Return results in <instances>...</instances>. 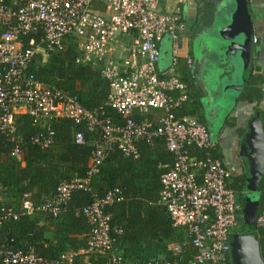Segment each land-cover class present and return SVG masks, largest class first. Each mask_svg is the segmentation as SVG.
<instances>
[{"label": "built area", "instance_id": "1", "mask_svg": "<svg viewBox=\"0 0 264 264\" xmlns=\"http://www.w3.org/2000/svg\"><path fill=\"white\" fill-rule=\"evenodd\" d=\"M166 1L0 0V136L15 133L16 115L28 114L45 129L33 137L42 148L54 143L52 123L57 118L71 119L78 127L76 143H85L89 134L93 144L86 177L61 181L55 195L42 203H34L28 192L19 210L3 205L0 225L22 215L58 217L74 192L93 191V178L113 151L137 159L141 143L162 141L173 161L161 176L157 204L167 209L174 226L186 229L196 253L185 260L186 239L173 246L179 259H127L118 243L123 226L106 212L107 206L125 199L122 188L116 186L103 197L93 193V203L83 211L90 225L86 248L48 258L34 248L24 251L2 244L3 264H233L231 238L243 204L230 186L232 174L216 154L217 142L207 124L181 111L191 100L190 84L176 74L178 39L187 25L177 13L161 12ZM129 34L135 36L127 56H112L118 36ZM166 36L174 41L175 57L160 70V44ZM69 39L77 45V64L101 68L110 85L107 105L117 117L104 106L87 109L77 94L40 80L30 70L38 54L46 59ZM186 60L192 64L190 56ZM13 155L22 160L19 144ZM256 223L264 226V211Z\"/></svg>", "mask_w": 264, "mask_h": 264}, {"label": "trees", "instance_id": "2", "mask_svg": "<svg viewBox=\"0 0 264 264\" xmlns=\"http://www.w3.org/2000/svg\"><path fill=\"white\" fill-rule=\"evenodd\" d=\"M77 55L76 42L69 39L62 49L50 51L46 59L38 54L30 70L40 80L77 94L87 109L104 106L109 114L117 117V112L107 105L110 85L103 78L101 68L77 64ZM258 82L259 79L252 77L241 100L253 102L255 98H262L252 97L255 91H259ZM192 107L185 104L181 111L196 114ZM15 124V133L0 136V209L3 205L20 209L23 195L28 192L32 194L34 203H42L55 195L61 181L87 176L92 159V140L87 134L85 143H76L74 137L78 127L71 119L57 118L53 121L54 143L46 148L33 141L34 135L45 133V129L35 125L30 115H16ZM158 142L154 145L141 143V154L137 159L125 156L119 150L113 151L93 178V191L74 192L58 217L39 213L7 220L0 225V245L9 244L24 251L34 248L48 258L86 248L90 225L84 209L93 203V193L103 197L109 189L119 186L125 199L107 206L106 212L112 213L113 221L123 226L124 231L118 241L122 252L134 244L155 246L158 241H163L167 248L171 243L187 239L189 243L183 254L186 259L191 257L196 253L191 239L183 229L174 227L167 209L157 204L161 176L173 161L172 153ZM18 144L22 148V160L13 155ZM237 182L230 183V186L239 191ZM260 184L258 188L264 191V177ZM249 231L257 234L264 258V226L256 223ZM47 232H52L53 237L48 238ZM123 254L131 260L125 252ZM160 260L173 261L176 256L166 249V256ZM2 261L0 257V264Z\"/></svg>", "mask_w": 264, "mask_h": 264}, {"label": "crops", "instance_id": "3", "mask_svg": "<svg viewBox=\"0 0 264 264\" xmlns=\"http://www.w3.org/2000/svg\"><path fill=\"white\" fill-rule=\"evenodd\" d=\"M246 1L248 6L247 23L248 26L251 25L253 30V45L251 61L252 74L243 90L240 89L239 85L236 90H233V81L232 86H223L224 81L226 80L222 77L226 75L228 76V72L230 71V57L232 56L234 58L232 53L238 51L239 41L243 35L242 30L246 28L244 26L232 32V29L226 27L228 21L227 19H224L223 14H225V9L222 10L223 1L192 0L187 4H178L175 0H168L160 7L162 13L173 11L186 22L187 31L183 35H180L178 39L179 49L177 50V54L179 55V63L176 67V74L182 80L190 84L191 100L187 104L194 107L192 108L196 111L195 115L207 124L212 138L217 142L218 157L232 174L230 183H233L236 180L239 181L237 182V185L240 186V190L237 191V198L242 204L243 199L245 200L246 196L251 191L249 188V182L247 181L248 177H250L249 165L247 157L242 151L244 137L241 141V147L237 146V148H233L231 146L233 138L230 136V131L231 135H234V133L232 130L233 127L231 130L229 127L231 125L229 114L227 116L228 119L217 128L216 122L213 119L216 109H211L212 113L209 114L203 100H205L206 97H210V95L215 97L216 94H220L222 97L227 98L233 97L234 110L240 105V101L242 104L248 102L251 103L252 109L250 111L252 112L247 113L249 124L258 111H260L264 117V0ZM233 10L234 5L231 2L228 11L231 12ZM233 34H235L236 38H233ZM134 36L135 34L119 35L118 39L111 47L112 56L118 59L126 57ZM255 38L257 41H255ZM233 41L237 42V46H232ZM160 48L161 61L159 62L158 67L160 70H164L173 63L175 57L174 41L172 37L166 36L162 40ZM187 56H190L192 59L191 65H189L186 60ZM240 67L241 64L239 63L235 68V79L237 84V74ZM252 77L259 79V82L256 85L257 90L259 89V91H255L252 94V97L262 98L260 100L255 98L253 102L248 100L243 101L241 100V97ZM207 107L209 106L207 105ZM154 114L159 113L158 111H154ZM248 128L245 130L247 131ZM158 143L163 142L159 141ZM163 146L165 147L164 144ZM260 180L257 183L258 191H261V189H259L261 186ZM235 227L233 231L235 230ZM179 228L183 229L188 236L186 229L182 227ZM46 236L52 238L53 233L47 232ZM179 242L180 241L171 243L167 245V248L164 246L163 241H158L155 246L150 244H134L126 247L123 252H125L132 261L146 262L152 259L164 258L166 256V249L174 253L173 246ZM175 256L176 259H179L177 255ZM190 258L191 257H187L185 260H189Z\"/></svg>", "mask_w": 264, "mask_h": 264}, {"label": "water", "instance_id": "4", "mask_svg": "<svg viewBox=\"0 0 264 264\" xmlns=\"http://www.w3.org/2000/svg\"><path fill=\"white\" fill-rule=\"evenodd\" d=\"M222 1V10L225 9V14H223L224 19L228 21L226 27L232 29V32L244 26L246 28L248 27L242 30L243 35L239 41L238 51L232 53L234 58L232 56L230 57V71L228 72V76L222 77L226 80L224 81V87L232 86V80L236 77V65L240 63L241 67L237 74V80L240 89L243 90L252 74L253 30L251 25L248 26L247 23V1ZM231 2L234 5V10L230 12L228 8ZM233 38H236L235 34H233ZM232 46H237V42L233 41ZM242 151L246 155L249 165L250 177H248L247 181L249 182L251 191L244 200V214H238L236 222L237 224L246 222L255 225L257 218L264 211V191L257 190L258 181L264 177V117L260 111H258L250 121L249 128L244 135ZM249 218L252 220H249ZM231 246L233 264H264L260 242L254 231L233 232Z\"/></svg>", "mask_w": 264, "mask_h": 264}, {"label": "rangeland", "instance_id": "5", "mask_svg": "<svg viewBox=\"0 0 264 264\" xmlns=\"http://www.w3.org/2000/svg\"><path fill=\"white\" fill-rule=\"evenodd\" d=\"M233 90H236L238 88V84L236 83V79L233 78ZM222 93V92H221ZM204 103L206 104V108L210 113L211 109H216L215 114H214V121L216 122V127L218 128L223 124V122L228 119L227 116L229 114V121H230V130L233 127V133L234 135H231L230 131V136L233 138L231 142V146L233 148L241 147V141L242 138L245 135V129L248 128L249 121H248V112L252 109L251 103H244L242 104L240 101V105L237 106V108L234 110L233 106V97H222L220 94H216L215 97L213 95H210V97H206L205 100H203ZM207 105L209 107H207ZM263 107V105H262Z\"/></svg>", "mask_w": 264, "mask_h": 264}, {"label": "flooded vegetation", "instance_id": "6", "mask_svg": "<svg viewBox=\"0 0 264 264\" xmlns=\"http://www.w3.org/2000/svg\"><path fill=\"white\" fill-rule=\"evenodd\" d=\"M216 154L218 155V147L216 148ZM243 198V197H242ZM244 214V199H243V210L242 212ZM249 220H252L251 218H249ZM254 226V224H248L246 222H243L241 224H237L235 227L234 232H248L249 229Z\"/></svg>", "mask_w": 264, "mask_h": 264}]
</instances>
